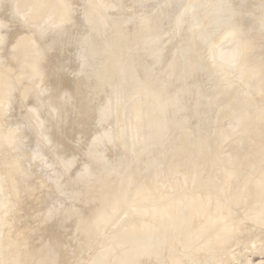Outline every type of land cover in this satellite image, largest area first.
<instances>
[{
  "label": "rangeland",
  "instance_id": "1",
  "mask_svg": "<svg viewBox=\"0 0 264 264\" xmlns=\"http://www.w3.org/2000/svg\"><path fill=\"white\" fill-rule=\"evenodd\" d=\"M0 2V7L3 5L0 9V15L2 14L4 17L0 16V44L7 45L11 36H13L15 38L12 40L11 48L13 50L15 48L20 54H25V56L22 55L20 56L21 58L15 61L8 63L3 61L0 63V84L6 87L3 88L4 93L10 96L9 93L13 92L15 88L18 91L16 95L17 103L13 105L11 99H7L11 103L5 101L3 104V100L0 103L1 112L8 110L6 108L13 105L12 107L10 106V110L3 117L0 115V133L6 137L4 139L3 136H0V257L6 259V264H31L35 263L36 260L38 261L37 258L40 256H44L43 258L46 262L48 261L47 264H92L99 252L113 242V236L111 235L113 228L111 229L109 225L102 228V224H99V222H104V217L100 216L105 212H107V215H111L110 211L114 209L112 210L113 213L115 207L119 206V204L123 213L118 212L120 210L117 207V212L120 215L122 214L119 217L122 219L123 216H127L124 219V225L131 220L130 215H132L135 225L139 224V227L134 226L132 222L129 223L130 225L127 223L126 227L128 228L122 227L121 229L118 228L119 230L117 229L119 232L115 231L117 238L121 236L122 232L121 237H125L127 233L128 235L136 234V231L137 233L140 232V234L142 230L146 232L145 230L149 229L148 226L150 227L151 224L154 227L158 224V227H161L160 230L165 229V223L161 220L162 217H155L152 214L153 212H149L151 211L150 208H146L145 210L147 211L143 210L142 212H140L142 208H138L137 211L139 213L136 210L133 211L137 205L132 200V197L134 196L133 199L135 197L137 199L136 194H138V191H136V188L138 187L139 191H141L139 186L143 190L144 185V188L146 187L144 192L147 190L151 195L154 193H151V190L160 188L159 190H154V196H158L155 194L160 191L159 193L162 192V195L165 194L163 199H168L169 197H174V199L183 198L181 200L187 203H189V200H193L196 196L194 193L198 192L199 196L208 197V202L202 199L198 201H201V204L206 202V205L203 204V207L206 206L202 208L206 209L203 214L207 213V215H210L204 216L202 214L201 217L206 220L202 219L198 217L201 215L202 209H198L195 212L196 214H194V216L198 217H194L195 220H200L194 224L196 229L194 225H189L190 228L193 226L190 229L191 232L188 231V227L185 229L190 234H195L192 238L195 244H193L192 240L191 242L193 243L190 242V245L183 246L187 245L183 241L187 231L180 232V227L174 228V230L177 229L176 232L172 231L174 234L169 231L172 235L167 233L166 229H163L164 231H161H166L164 233L165 236H170L163 237L161 239L163 243L161 240H157L159 244L154 242L156 246L158 245L156 248H159L157 250L159 253L156 251L157 255L150 252L149 254L146 251L147 248L146 250L144 248L143 250L145 251L143 252L139 246H136L137 248L133 246L139 253L136 250L132 253L129 252L133 251V249L128 250L132 254L130 255L131 257H128L133 259V261L131 260L132 264H174L176 258L175 264H264V218L260 217V212L264 213V208L259 207V205L264 207V198L263 201L261 198L260 203L263 202L262 204L257 203L260 198L255 199L256 203L254 199L251 200L250 198L251 203L253 201L254 203L252 204H256L257 211H259L256 215L254 213L256 208H253L251 203L248 204L250 194H252V198L257 197L253 196L255 192V195L259 194L255 187V182H259L264 177V172H262L264 171V165H262L264 164V128H261L264 123V89L261 88V84L264 85V0H68L64 4L66 8L63 6L62 9L65 8L66 11L63 10L66 13L68 11L70 16L65 12H63L64 14L61 13L62 16L57 12L59 14L58 17L50 15L49 9H51L52 5L58 3L59 0H45L44 2L40 0L42 2L41 11H35L34 0H0ZM99 5L102 6L101 9L98 8ZM10 6L11 10H9ZM62 9L61 11H63ZM70 9H77L79 13L76 11L73 15L71 13L73 11ZM27 12L30 14L28 15ZM36 12L38 13L36 14ZM99 14L102 15L101 20L99 19ZM43 15L44 20L42 18ZM53 16L56 17L55 20ZM66 16L72 19H67ZM1 19H4L2 22L5 21L7 23L3 24L4 22L2 23ZM9 21L11 24L16 25L14 27L15 29L17 28V31L19 29L18 32H15V29L8 30L10 24L8 26L7 24ZM12 21L17 24L12 23ZM62 23L65 24L63 25ZM261 23L263 24L261 25ZM60 24L66 28L63 29ZM13 25L9 27L14 28ZM17 26L20 27L18 28ZM3 27L4 29H2ZM53 29L55 32L57 31L56 33H60L57 39L55 37L58 43L57 46H60L56 49L55 46L47 44L49 48L45 43L48 42V39L53 38L47 37V35L54 34ZM48 30H52V33ZM7 32L12 35L9 37ZM137 34H139L140 39L133 40ZM122 36H126L130 40L127 43V48L121 51L123 55L120 53L121 56H119L118 63L115 64V67L110 68L109 83L106 82L103 85V88H107L110 93H107L105 88L106 93H103V88L95 89L92 93L88 91L86 95L82 96L83 98H77L75 92L80 87L89 88L92 84L94 68L98 66L104 69L103 64H105L104 59L106 60L107 54L102 51L103 48L105 49L108 42L114 40V37L119 38ZM240 38L253 40L252 52L244 60L240 58L236 61V58L234 59L235 49H233V45H237V41ZM36 41H40L38 42L39 44ZM40 43H44L43 49L41 47L38 48L39 45L41 46ZM91 48L94 51H101V53L94 56L92 55L94 51L90 50ZM219 48L225 49L223 53L227 50L228 54H224L230 55L229 57L232 59L229 58L228 60L220 52L221 49L219 50ZM40 49L44 52L40 51ZM217 49L219 56L222 53L221 56L224 55L227 58L220 56L219 59L222 60L224 58L226 60L223 59L222 61L230 62V64L226 62H223L225 64H220L222 61L217 59L218 55L217 57L214 55ZM48 50L52 54L49 57L50 59H48V54H46ZM37 51L45 53V56L43 54L42 59H39L40 61L36 59L39 53ZM230 53L234 54L233 57ZM27 55L30 56V60L33 59V64L32 62L30 63V60L26 62V65L23 64L24 57ZM31 56H34L40 64L34 61V57L32 58ZM46 56L47 59L45 58ZM19 59L21 60L19 61ZM44 59L48 61L45 62ZM233 60L236 61V64L231 65L232 62H235ZM41 61L42 64L45 63L46 65H41ZM126 61L131 62V67ZM12 63L14 65L16 63L17 67L12 65ZM34 63H38L36 64L37 67H35ZM126 64H128L127 68ZM61 65L64 66V70H62L63 66ZM253 65H256L257 69L252 73L246 72V68ZM20 66L23 67V70L18 68ZM25 67L31 69L27 68L28 70H24ZM36 68L41 70L38 69L37 71ZM50 69L55 75L54 73L49 75V73H52ZM56 69L61 73L58 74ZM124 69L127 70L125 71L129 76L135 75L129 77ZM122 72H124L126 78L129 77L131 79L127 78L126 80ZM45 73L47 76H51V79L45 76ZM111 74L113 76L115 74V77H111ZM116 75L120 81L116 78ZM120 75L123 76L120 77ZM30 76L33 78L30 79ZM61 76L62 79L60 78ZM43 78H45L44 81ZM63 78L64 80L67 79L65 81H68V83L64 88H61V84L64 81ZM112 79L115 80L113 81ZM54 80L57 83H54ZM58 80L60 83H58ZM46 81H48L47 84H45ZM118 81L123 84L119 85ZM124 82L131 85H125ZM3 85L1 86L3 87ZM8 85L13 87L14 90ZM49 85L51 87L55 85V89L54 87L52 89ZM143 88L144 91L142 90ZM158 91L162 92L159 93ZM31 93H34L32 100H36V103H31L32 100L29 98ZM159 94L161 95L159 96ZM6 96L4 97L7 98ZM35 96H37V99ZM142 96H146L143 101ZM134 97L136 100H134ZM158 97H161L162 101L161 98L158 101ZM163 97L166 98V102ZM151 100L153 101L152 103ZM170 100H173V104ZM160 101L164 102L161 103ZM174 101H177L176 105H174ZM3 105L5 106L3 107ZM7 105L9 106L7 107ZM136 105L141 108L142 115L144 116L145 114L146 117L142 116L143 119L149 120L151 118V121H149L153 125L161 123L159 131H156L154 138L151 136L152 131L149 132V130L143 129L142 131L144 132L141 139L134 144L138 130L132 124L131 114L128 110ZM171 105L174 106L172 107ZM52 108L53 110H51ZM163 110L167 111L165 115L162 114L165 113L162 112ZM39 118L41 119V124ZM46 130L48 131L46 132ZM10 132L11 135H9ZM116 135L119 137L121 135V138ZM242 136H244V139ZM251 137L253 139H250ZM53 139H56L58 144L50 145ZM241 142H243V145ZM65 159H67V162ZM62 160L63 162L65 160L66 164ZM71 160L72 162H70ZM219 169L221 170L219 171ZM249 170H252V172ZM218 171L219 173L222 171V174L220 175ZM260 171L262 175H260ZM255 175H258L256 177H262L261 179L257 178L256 180L258 181L253 180L254 182H252L250 178L252 176V179H255ZM247 178L253 185L252 188H250L252 185L249 186V193L246 189L249 184ZM183 181H188L191 184L185 182L181 186ZM229 181L239 186L234 187ZM131 182L137 183V187ZM208 183L214 184L215 187H213L218 189L217 191L213 188L216 191V195L215 192H210L213 190ZM246 183L248 184L246 185ZM146 184L148 185L146 186ZM152 184L156 185V187L151 186ZM185 184L189 186L185 187ZM123 185L124 188L120 187ZM131 185H133V188ZM157 185L160 187L158 188ZM207 185L209 186L207 187ZM231 185L233 188L230 189ZM205 188H209V190L206 192ZM226 188L229 189V193H227ZM121 189L124 192L120 191ZM131 189H135L134 191L137 193L133 190L131 191ZM208 191L214 193V195ZM245 191L248 193L246 195L248 201L245 198V194H247ZM205 192L209 194L206 195L204 194ZM217 192L220 197H218ZM220 192L222 195L224 193L226 196L229 194L232 198H239H237L238 200L236 199L237 202L230 196V198L222 196V199ZM142 193L141 191V195H143ZM173 193L176 195L173 196ZM115 194L118 199L119 195L121 200L124 198L123 201L125 202L123 204L126 203L124 204L126 207L127 205L129 206L128 203H134L136 205L132 206L134 209L131 211L130 208L132 207H127L130 210L127 212L124 205L122 206L125 210L122 209V201L118 200ZM151 195H149V199ZM211 195L216 200L213 199L212 207H209L208 205L210 204L208 203H210L211 198L209 197ZM109 196L110 199L115 197L112 202ZM154 196H152L154 198V200L151 199L152 202L157 201ZM185 196H188L187 199L184 198ZM243 196L245 198L243 200L247 203L243 200L239 201ZM138 197V200H140L143 196H140L139 193ZM226 198L232 199V201L224 204V208L234 202L233 205H229V207L233 206V209L229 207L222 208V202L228 201ZM103 199L105 200L103 201ZM115 199H117L115 203L120 201L117 205L113 204ZM105 201L111 204L107 206ZM41 202L45 206L42 207ZM135 202L138 201L135 200ZM245 204L246 206L247 204L248 206L251 205L250 209H255V211L248 208L245 209ZM104 205L105 207L100 208ZM213 206L222 208V211L217 208L219 213L221 211L219 218L222 217L223 221L220 219L222 223L217 218L215 219L220 222L221 226L223 225V231L217 229L218 226L211 228V226L214 225L215 227L216 225V220L213 217L219 216V213L217 214L218 210ZM209 208L210 211H208ZM214 208L216 209V212L214 211L215 215L214 213L211 215ZM244 209L247 212H244ZM98 210L102 211V214L97 212ZM252 211L255 215L254 219L250 218V215L254 217ZM99 213L100 215H97ZM106 214L105 216H107ZM257 215L259 219H262L263 223H261V220L259 221L258 217H256ZM96 216L97 219L98 216L101 218H99L100 221L95 218ZM262 217H264V214H262ZM154 218L156 220L153 223L151 219ZM200 218L205 222L208 221V223L211 220L210 223L212 225L207 224L210 227L209 230L207 225L202 224L205 222L201 221ZM93 220L98 222V225L97 223L94 225L92 223ZM157 220H161V222ZM137 221L138 223L136 224ZM141 222L144 223L142 224ZM218 222H216L217 225H219ZM227 223L229 224L227 225ZM231 224H234V228H236L235 225H238L236 229L238 232L234 228H230L233 227ZM132 225L136 231L131 230ZM199 225H201L200 228H202V225L204 226L202 230L208 235L197 234L198 231L196 230ZM204 228H206L207 232ZM128 229H130V234ZM147 233L149 235V232ZM152 241H154V238ZM219 241L220 243L218 244L217 242ZM196 244L198 245L196 246ZM200 244H205L204 246L206 247ZM190 246L194 247L192 252ZM198 246L202 247L199 251L197 250L199 249ZM187 249L190 250L187 251ZM34 250L38 251L37 254L39 255H37V258L35 257L36 255H33L35 257L34 261L30 262V253H33ZM14 251L19 252V254L13 255ZM47 254H49L48 258L46 257ZM138 254H140V257ZM40 259L39 262L41 264L42 258ZM135 260L136 262H134ZM39 262H36V264ZM131 262L129 263L131 264Z\"/></svg>",
  "mask_w": 264,
  "mask_h": 264
},
{
  "label": "bare ground",
  "instance_id": "2",
  "mask_svg": "<svg viewBox=\"0 0 264 264\" xmlns=\"http://www.w3.org/2000/svg\"><path fill=\"white\" fill-rule=\"evenodd\" d=\"M6 1H7V0H6ZM34 1H35V2H34L35 4H34L33 6H35V7H34V8L36 9L35 11L40 10L41 5H42V2H40V0H34ZM42 1L44 2L45 0H42ZM66 1H68V0H59L58 3H55L54 5H52L51 9H49V10H50V13H49V12H48V13H49L50 15H56L57 17H58V15H59L58 13H60V15L64 14L63 12L66 11V9H65L66 6L64 5V4H66ZM30 2H31V1H30ZM53 2H54V1H53ZM0 3H1V2H0ZM98 3H99V2H98ZM100 3H102V2H100ZM2 4H3V3H2ZM5 4H6V3H5ZM9 4H10V3H9ZM43 4H45V3H43ZM102 4H104V3H102ZM253 4H254V3H253ZM0 5H1V4H0ZM6 5H7V4H6ZM100 5H101V4H100ZM100 5L98 6L99 9L102 8V6H100ZM246 5H247V4H246ZM250 5H252V4L250 3ZM2 6H3V5H2ZM2 6L0 7V9L2 8ZM63 6H65V8H63L65 11L62 9ZM69 6H70V5H69ZM3 8H4V7H3ZM69 8H70V7H69ZM73 8H74V7H73ZM98 8H97V9H98ZM246 8H248V7H246ZM250 8H251V7H250ZM61 9H62L63 11H61ZM244 9H245V8H244ZM2 10H4V9H2ZM6 10H7V9H6ZM9 10H11V6H10V9H9ZM70 10H72V9H70ZM40 11H41V10H40ZM40 11H39V12H40ZM72 11H73V12H71V13L74 15V13L77 11V9H74V10H72ZM1 12H2V11H1ZM3 12H4V11H3ZM57 12H58V13H57ZM77 12H78V11H77ZM4 13H6V12H4ZM4 13H3V14H4ZM37 13H38V12H36V14H37ZM61 13H62V14H61ZM65 13H66V12H65ZM68 13H69V12L67 11L66 14H67L68 16H70V14H68ZM78 13H79V12H78ZM6 14H7V13H6ZM6 14H5V15H6ZM9 14H10V13H9ZM13 14H14V13H13ZM27 14L29 15L30 13L27 12ZM40 14H41V12H40ZM40 14H39V15H40ZM66 14H65V15H66ZM11 15H12V14H11ZM24 15H25V14H24ZM46 15H47V14H46ZM65 15H64V16H65ZM0 16H2V14H1ZM13 16H14V15H13ZM62 16H63V15H62ZM2 17H3V16H2ZM2 17H1V18H2ZM53 17H54L53 19L55 20L56 17H55V16H53ZM72 17H73V16H72ZM74 17H75V16H74ZM103 17H104V16H103ZM3 18H4V17H3ZM14 18H17V17H14ZM42 18H43V20H44V15L42 16ZM51 18H52V16H51ZM66 18L69 19V18H71V17H67V16H66ZM66 18H65V19H66ZM101 18H102V15L99 14V19L101 20ZM256 18H257V17H256ZM262 18H263V17H262ZM12 19H13V17H12ZM71 19H72V18H71ZM2 20H4V19H1V22H2ZM262 20H263V19H262ZM14 21H15V20H14ZM14 21H12V23H13ZM19 21H20V20H19ZM60 21H61V20H60ZM231 21H232V20H231ZM253 21H255V20H253ZM3 22H4V23H3ZM3 22H2L3 24L7 23V22H5V21H3ZM15 22H18V21L16 20ZM15 22H14V24H17V23H15ZM22 22H23V21H22ZM47 22H49V21H47ZM47 22H46V23H47ZM263 22H264V20H263ZM52 23H53V22H52ZM55 23H56V22H55ZM70 23H71V22H70ZM9 24H10V25H13V24L10 23V21H9V23L7 24V26H8ZM44 24H45V23H44ZM62 24L64 25L65 23H62ZM231 24H232V22H231ZM262 24H263V23H261V25H262ZM10 25H9V26H10ZM19 25H20V24H19ZM21 25L23 26V24H21ZM45 25H46V24H45ZM50 25H51V24H50ZM53 25H54V24H53ZM63 25L60 24V26H63ZM66 25H68V24H66ZM255 25L258 26L257 24H255ZM4 26H5V25H4ZM9 26H8V28H9L8 30L15 29V27H16V25H13V27L15 26L14 28H10ZM22 26H21V27H22ZM33 26H34V25H33ZM39 26H40V25H39ZM39 26H38V27H39ZM46 26H47V25H46ZM51 26H52V25H51ZM155 26H156V25H155ZM0 27H1V26H0ZM17 27L19 28L20 26H17ZM25 27H26V26H25ZM35 27H36V26H35ZM259 27H260V26H259ZM261 27H262V26H261ZM5 28H6V27H5ZM23 28H24V27H23ZM23 28H22V29H23ZM40 28H41V27H40ZM40 28H39V29H40ZM47 28H48V26H47ZM47 28H46V29H47ZM52 28H53V26H52ZM58 28H59V27H58ZM58 28H57V29H58ZM64 28H66V27L63 26V29H64ZM2 29H4V27H3ZM35 29H37V28H35ZM153 29H155V28H153ZM252 29H253V28H252ZM252 29H251V31H252ZM30 30H32V29H30ZM30 30H28V31H30ZM61 30H62V29H61ZM16 31H17V28L15 29V32H16ZM18 31H19V29H18ZM18 31H17V32H18ZM28 31H27V32H28ZM38 31H39V30H38ZM41 31H42V30H41ZM48 31L52 33V30H48ZM53 31H54V29H53ZM3 32H4V30H3ZM9 32H10V31H9ZM9 32H7L8 35H9ZM15 32H14V33H15ZM20 32H21V31H20ZM24 32H25V31H24ZM46 32H47V31H46ZM56 32H57V31H56ZM56 32L54 31V34L47 35L48 38L53 37V38L48 39V42H45V41H44V42L46 43V45L49 44V46H55V49H56L57 47H60V46H57L58 43H57V41H56V39H57V37H58V34H60V33H56ZM60 32H61V31H60ZM37 33H38V32H37ZM42 33H43V31H42ZM7 34H6V35H7ZM15 34H17V33H15ZM25 34H26V32H25ZM32 34H33V33H32ZM43 34H44V33H43ZM55 34H56V35H55ZM11 35H12V34H11ZM11 35H9V37H10ZM45 35H46V34H45ZM32 36H33V35H32ZM49 36H50V37H49ZM254 36H255V35H254ZM9 37H8V38H9ZM55 37H56V39H55ZM11 38H12V39H11ZM11 38H10L9 42L7 43V45H6V44H0V63H2L3 61H4V62L7 61L6 63H8V62H11V61H15V60L18 59V58H21L20 56H22V55L25 56V54H22V53L20 54L19 51H16L15 48H14V50L11 48V46H12V40H14L15 37L11 36ZM115 38H116V37H114V40H112V41L110 40V41L108 42L107 47H105V49H104V48H103V50L101 49L102 51L106 52V54H107V56H106V60L104 59V63H105V64H103V65H104V69H101L102 67L99 68L98 66H96V67L94 68V78H93L94 80H93L92 84L90 85L89 88H88V87H82V88L80 87V88L75 92V95L77 96V98H81L82 96L86 95L88 91H91V93H92L95 89H96V90L102 89V88H103V85H104L106 82H108V80H110V79H109V77H110V76H109V75H110V74H109V73H110V68L113 67V66L115 67V64L118 63L117 61H118V59H119V56L123 55V54L121 53V51H123V50H125V49L127 48V45H128L127 43H128V41L130 40V39H128V37H126V36H122V37H119V38H116V39H115ZM18 39H19V38H18ZM139 39H140L139 34H137V36H135L133 40H139ZM35 40H36V39H35ZM14 42H15V41H14ZM36 42H37V41H36ZM38 42H40V41H38ZM38 42H37V43H38ZM1 43H2V42H1ZM237 43H238L237 45H235V44L233 45V47H234L233 49H235V51H234L235 53H234V52H232V53H234L235 56H236V57L234 56V59L236 58V61H237L238 59H240V58H241V60H244V59L247 58L248 55H250V53L252 52L253 40H252V39H251V40H248L247 38H240V40L237 41ZM13 44H14V43H13ZM18 44H19V42H18ZM38 44H39V43H38ZM40 44H41V46L39 45L38 48H40V47L42 48V46H43L44 43H43V44L40 43ZM35 45H36V43H35ZM14 46H15V44H14ZM47 46H48V45H47ZM49 46H48V47H49ZM44 47H45V46H44ZM22 48L24 49V47H22ZM49 48H50V47H49ZM42 49H43V48H42ZM42 49H40V51H42ZM52 49H54V48H52ZM220 49H221L220 52H222V53H223V51L225 50L224 48H219V50H220ZM222 49H223V50H222ZM228 49H229V48H228ZM230 49H231V48H230ZM24 50H25V49H24ZM90 50H92V48H91ZM34 51H35V50H34ZM34 51H33V52H34ZM46 51H47V50H46ZM52 51H53V50H52ZM92 51H94V50H92ZM217 51H218V49L216 50V53H214L215 57H217V55L219 54V53H217ZM229 51H230V50H229ZM38 52H39V51H37V53H38ZM42 52H44V51H42ZM218 52H219V51H218ZM230 52H231V51H230ZM39 53H41V52H39ZM39 53L37 54V57H38V58H36V59H38V60H39V59H42L43 54H44V56H45V53H41L40 55H39ZM49 53H50V54H49ZM52 53H53V52H52ZM91 53H92V52H91ZM100 53H101V51H97V50H96V51L93 52L92 55L95 56V55L100 54ZM120 53H121V55H120ZM222 53H220V56L222 55ZM224 53H225V54H228L227 50H226ZM224 53H223V54H224ZM35 54H36V52H35ZM46 54H48V59H50L49 57H51L50 55H52L51 52L48 50V53H46ZM225 54H224V55H225ZM230 54H231V53H230ZM234 54H231L232 57H233ZM53 55H54V54H53ZM102 55H103V53H102ZM224 55L221 56V57H224V58L227 57L228 60H229V58H231V57H229L230 55H229V56H228V55H225L226 57H225ZM240 55H241V56H240ZM220 56L218 55V58H217L218 60H221V59H219ZM31 57L33 58L34 56H31ZM35 57H36V55H35ZM35 57H34V61H36ZM104 57H105V56H104ZM122 57H123V56H122ZM24 58H25V59H24V63H23V64L26 65V62H27L28 60H30V56L27 55V56L24 57ZM45 58L47 59V56H46ZM131 58H132V57H131ZM224 58H223V59H224ZM227 58H226V59H227ZM261 58H262V57H261ZM22 59H23V58H22ZM122 59H124V58H122ZM125 59H126V58H125ZM223 59H222V60H223ZM226 59H224V60H226ZM231 59H232V58H231ZM20 60H21V59H19V61H20ZM51 60H52V59H51ZM129 60H130V59H129ZM215 60H216V59H215ZM218 60H217V61H218ZM222 60H221V61H222ZM32 61H33V59L30 60V63H31ZM39 61H40V60H39ZM39 61H36V62L39 63ZM42 61H43V60H42ZM42 61H41V65L45 66L46 64H45V63L42 64ZM44 61L46 62V61H48V60H45V59H44ZM44 61H43V62H44ZM105 61H106V62H105ZM120 61H121V60H120ZM127 61H128V60H127ZM127 61H126V63H129V65H130L131 62H130V61L127 62ZM230 61H231V60H230ZM233 61H235V60H233ZM236 61H235L234 63L232 62L231 65L236 64ZM17 62H18V61H17ZM17 62H16V63H17ZM21 62H23V61H21ZM28 62H29V61H28ZM51 62H52V61H51ZM223 62H226V63H227V61H222V63L220 62V64H225V63H223ZM16 63H15V65H16ZM18 63H19V62H18ZM38 63H36V64H38ZM84 63H85V62H84ZM119 63H120V62H119ZM133 63H134V62H133ZM218 63H219V61H218ZM10 64H11V63H10ZM27 64H28V63H27ZM32 64H33V62H32ZM34 64H35V63H34ZM36 64H35V67H37ZM39 64H40V63H39ZM44 64H45V65H44ZM113 64H114V65H113ZM227 64H230V62H228ZM12 65H14V63H12ZM15 65H14V66H15ZM29 65H30V64H29ZM53 65H54V64H53ZM101 65H102V64H101ZM101 65H100V66H101ZM127 65H128V64H126V68L128 67ZM56 66H57V65H56ZM61 66H63V65H61ZM61 66H60V68H62ZM117 66H118V64H117ZM229 66H230V65H229ZM15 67H17V65H16ZM29 67H30V66H29ZM32 67H33V65H32ZM47 67H48V66H47ZM130 67H131V65H130ZM130 67H129V68H130ZM132 67H133V65H132ZM18 68H21V69H22L23 67L20 66V67H18ZM27 68H28V67H25L24 70H26ZM40 68L42 69V67H40ZM40 68H38V69L41 70ZM43 68H45V67H43ZM49 68H50V67H49ZM60 68H58V69H60ZM124 68H125V67H124ZM21 69H20V70H21ZM28 69H29V68H28ZM28 69H27V70H28ZM30 69H31V68H30ZM30 69H29V70H30ZM34 69H35V68H34ZM34 69H33V70H34ZM36 69H37V68H36ZM38 69H37V71H38ZM47 69H48V68H47ZM52 69H53V68H52ZM52 69H50V70L52 71ZM122 69H123V68H122ZM130 69H131V68H130ZM132 69H133V68H132ZM246 69H247L246 72H248V73H252V72H254V71L257 69V66H256V65L249 66V67L246 68ZM22 70H23V69H22ZM53 70H54V69H53ZM62 70H64V66H63V69H62ZM117 70H118V68H117ZM117 70H116V71H117ZM119 70H120V69H119ZM125 70H126V69H124V71H125ZM133 70H134V69H133ZM133 70H132V71H133ZM2 71H4V70H2ZM45 71H46V69H45ZM56 71H57V69H56ZM56 71H55V72H56ZM120 71H121V70H120ZM126 71H127V70H126ZM126 71H125V72H126ZM26 72H27V71H26ZM48 72H49V71H48ZM57 72H58V71H57ZM57 72H56V73H57ZM62 72H63V71H62ZM117 72H118V71H117ZM128 72H129V71H128ZM1 73H2V72H1ZM22 73H23V72H22ZM46 73H47V72H46ZM46 73H45V74H46ZM53 73H54V72L52 71V73H49V75H51V74L53 75ZM60 73H61V72H58V74H60ZM115 73H116V72H115ZM122 73L124 74V72H122ZM126 73H127V72H126ZM12 74H13V73H12ZM37 74H38V72H37ZM45 74H44V75H45ZM62 74H63V73H62ZM62 74H61V75H62ZM116 74H117V73H116ZM118 74H119V73H118ZM54 75H55V73H54ZM124 75H125V74H124ZM127 75L129 76L128 73H127ZM133 75H135V74H132L131 76H133ZM9 76H10V75H9ZM32 76H33V75H32ZM32 76H30V79L33 78ZM45 76H47V74H46ZM45 76H44V77H45ZM112 76H113V74H111V77H112ZM122 76H123V75H122ZM122 76L120 75V77H122ZM131 76H129V77H131ZM47 77L51 79V76H47ZM54 77H55V76H54ZM113 77H115V74H114ZM124 77L126 78V75H125ZM124 77H123V79H124ZM129 77H127V78H129ZM37 78H38V77H37ZM45 78H46V77H45ZM45 78H43V81H44ZM56 78H57V77H56ZM56 78H55V79H56ZM60 78L62 79V76H61ZM60 78H59V79H60ZM116 78L120 81V79L117 77V75H116ZM127 78H126V80H127ZM135 78H136V77H135ZM117 79H116V82H117ZM129 79H131V78H129ZM129 79H128V80H129ZM33 80H34V79H33ZM63 80H64V78H63ZM65 80H67V79H65ZM65 80L63 81V83H62V81H61V83H62V84H61V88H64V87L67 85L68 81H65ZM112 80H113V79H112ZM114 80H115V79H114ZM114 80H113V81H114ZM132 80H133V79H132ZM139 80H142V79H139ZM13 81H14V80H13ZM56 81H57V79H56ZM119 81H118V82H119ZM130 81H131V80H130ZM137 81H138V78H137ZM10 82H12V81H10ZM14 82H15V81H14ZM47 82H48V81H46V83H45V82H44V83L47 84ZM50 82H51V81H50ZM125 82H128V81H125ZM125 82H124V83H125ZM141 82H142V81H141ZM141 82H140V84H141ZM15 83H17V82H15ZM54 83H57V82H55V80H54ZM54 83H53V84H54ZM58 83H60L59 80H58ZM108 83H109V82H108ZM119 83H120V82H119ZM138 83H139V82H138ZM12 84H14V83L12 82ZM17 84H18V83H17ZM45 84H44V86H45ZM49 84H50V83H49ZM53 84H52V85H53ZM110 84H111V82H110ZM121 84H123V83H120L119 85H121ZM143 84H144V83H143ZM1 85H3V84H0V103H1L2 100H3L2 103L4 104L5 101H8L7 99H11L13 105H14L15 103H17V102H16V101H17V100H16V95L18 94V91L16 90V88H15V90H14L13 87H11L10 85H8V86H10V87L14 90L13 92H10V91H12V90H11L10 87H8V88H10V89H9V90H10V91H9V92H10V93H9L10 96H9V95H7V94L4 93V89H3V88H6V87H5L4 85H3V87H2ZM6 85H7V84H6ZM56 85H59V84H56ZM115 85H116V84H115ZM119 85H118V86H119ZM125 85H131V84H129V83L126 84V83H125ZM47 86H48V85H47ZM54 86H55V85H54ZM54 86H53V87H54ZM112 86H113V85H112ZM142 86H143V85H142ZM144 86H145V85H144ZM16 87H17V86H16ZM49 87H51V86L49 85ZM53 87H51V88L53 89ZM56 87H57V86H56ZM121 87H122V86H121ZM126 87H127V86H126ZM137 87H138V86H137ZM137 87H136V88H137ZM39 88H40V87H39ZM51 88H50V89H51ZM104 88H105V87H104ZM104 88H103V89H104ZM110 88H111V85H110ZM116 88H117V87H116ZM146 88H147V87H146ZM261 88L264 89V85H263V84H261ZM54 89H55V87H54ZM105 89L107 90V91H106L107 93H110V92H108L109 90H108L107 88H105ZM105 89L103 90L104 92L102 91L103 93H106V92H105ZM112 89H113V87H112ZM139 89H140V87H139ZM7 90H8V89H7ZM113 90H114V89H113ZM113 90H112V91H113ZM119 90H120V88H119ZM121 90H122V89H121ZM136 90H137V89H136ZM142 90L144 91V88H143ZM142 90H141V91H142ZM147 90H148V88H147ZM16 91H17V93H16ZM29 91H30V90H29ZM33 91H34V90H33ZM33 91H32V92H33ZM116 91H117V90H116ZM116 91H115V92H116ZM153 91H154V90H153ZM156 91H157V90H156ZM14 92H15V93H14ZM42 92H43V91H42ZM52 92H53V90H52ZM63 92H64V91H63ZM98 92H99V91H98ZM149 92H150V90H149ZM158 92H159V91H158ZM158 92H157V93H158ZM161 92H162V91H160L159 93H161ZM48 93H49V92H48ZM64 93H65V92H64ZM100 93H101V92H100ZM113 93H114V92H113ZM116 93H117V92H116ZM136 93H137V92H136ZM142 93H143V92H142ZM153 93L155 94V92H153ZM3 94H5L4 96L7 95V96H6L7 98H5V97L3 96ZM26 94H27V93H26ZM28 94H29V92H28ZM33 94H34V93H31V94H30L31 97H29V98H31V100H32V95H33ZM96 94H98V93H96ZM52 95H53V94H52ZM54 95H55V94H54ZM56 95H57V94H56ZM142 95H143V94H142ZM144 95H145V94H144ZM160 95H161V94H159V96H160ZM19 96H20V95H19ZM135 96H136V95H135ZM137 96H138V95H137ZM152 96H153V95H152ZM2 97H4L5 100H4V98L2 99ZM9 97H10V98H9ZM17 97H18V96H17ZM27 97H28V96H27ZM33 97H34V96H33ZM35 97H36V99H37V96H35ZM54 97H55V96H54ZM144 97H146V96H144ZM144 97L142 96V101H143V98H144ZM164 97H165V96H164ZM164 97H163V99H164L165 102H166V98H164ZM82 98H83V97H82ZM137 98H138V97H137ZM149 98H150V97H149ZM149 98H148V99H149ZM154 98H155V97H154ZM158 98H159V97H158ZM160 98H161V97H160ZM160 98L158 99V101L160 100ZM170 98H172V97H170ZM170 98H169V99H170ZM18 99H19V97H18ZM34 99H35V98H34ZM39 99H40V98H39ZM151 99L153 100V98H151ZM27 100H28V99H27ZM31 100H30V101H31ZM61 100H62V98H61ZM132 100H133V99H132ZM132 100H131V101H132ZM134 100H136L135 97H134ZM138 100H139V98H138ZM149 100H150V99H149ZM152 100H151V103L153 102ZM175 100H176V99H175ZM30 101H29V103H30ZM58 101H60V99H58ZM146 101H147V99H146ZM161 101H162V98H161ZM161 101H160V102H161ZM172 101H173V100H170V102L173 104ZM8 102H10V101H8ZM27 102H28V101H27ZM33 102L36 103V100H35V101L32 100L31 103H33ZM134 102H136V101H134ZM144 102H145V101H144ZM163 102H164V101H163ZM163 102H161V103H163ZM167 102H168V100H167ZM174 102H175V101H174ZM176 102H177V101H176ZM176 102H175L174 105L177 104ZM10 103H11V102H10ZM10 103H9V104H10ZM29 103H28V104H29ZM51 103H52V102H51ZM51 103H50V104H51ZM54 103H55V102H54ZM54 103H53V105H54ZM56 103H57V102H56ZM142 103H143V102H142ZM156 103H157V102H156ZM158 103H159V102H158ZM168 103H169V102H168ZM130 104H131V103H130ZM13 105H12V106H13ZM35 105H36V104H35ZM53 105H52V106H53ZM64 105H65V104H64ZM133 105H134V103H133ZM169 105H170V104H169ZM169 105H166V106H169ZM174 105H173V106H174ZM4 106H5V105H3V107H4ZM8 106H9V105H7V107H8ZM10 106H11V105H10ZM10 106H9V108H6V109H8V110H4V111H2V112L0 111V115H2V117L4 116V114H5L7 111L10 110V108L12 107V106H11V107H10ZM25 106H26V105H25ZM30 106H31V105H30ZM30 106H28V107H30ZM54 106H55V105H54ZM78 106H79V105H78ZM83 106H85V105H83ZM90 106H91V105H90ZM129 106H130V105H129ZM141 106H142V105H141ZM151 106H152V105H151ZM171 106H172V105H171ZM173 106H172V107H173ZM1 107H2V106H1ZM41 107H42V106H41ZM50 107H51V106H50ZM50 107H49V108H50ZM172 107H171V108H172ZM57 108H58V107H57ZM57 108H56V109H57ZM79 108H80V107H79ZM148 108H149V106H148ZM151 108H152V107H151ZM151 108H150V109H151ZM163 108H164V107H163ZM169 108H170V107H169ZM174 108H175V107H174ZM3 109H4V108H3ZM44 109H45V108H44ZM59 109H60V108H59ZM140 109H141V108H139V106L136 105V106H134V107H133V106L130 107L129 110H128V112L131 114V122H132V124H133L134 126H136V128H137V130H138V135H137V138H136L134 144L138 143V141L141 139L142 133L144 132V131H142L143 129H144V130L147 129V130H149V132L152 131V132H151V136H153V138H154L155 134L157 133L156 131H159V128H160L159 125H160V123H161V122H160L159 124H154V125H153V124L150 123V121H151L150 119H151V118L149 119L150 121H149L148 119H143V117L145 116V114H144V116H143V115H142L143 113H141V110H140ZM166 109H168V108H166ZM51 110H53V108H52ZM158 110H159V109H158ZM169 110H170V109H169ZM27 112H28V111H27ZM54 112H55V111H54ZM144 112H145V111H144ZM155 112H156V109H155ZM162 112H165V113H162V114L165 115L167 111H164V110H163ZM168 112H169V111H168ZM29 113H30V112H29ZM29 113H27V114H29ZM58 113H59V112H58ZM56 114H57V113H56ZM153 114H154V112H153ZM162 114H161V115H162ZM57 115H58V114H57ZM62 116H63V113H62ZM65 116H66V115H65ZM142 116H143V117H142ZM162 116H163V115H162ZM162 116H161V117H162ZM0 117H1V116H0ZM29 117H30V116H29ZM36 117H37V116H36ZM54 117L56 118V116H54ZM58 117H59V116H58ZM66 117H67V116H66ZM145 117H146V116H145ZM145 117H144V118H145ZM149 117H150V116H149ZM152 117H153V115H152ZM163 117H165V116H163ZM0 119H1V118H0ZM39 119H40V118H39ZM153 119H154V118H153ZM161 119H162V118H161ZM44 120H45V119H44ZM57 120H58V119H57ZM40 121H41V119L39 120V122H40ZM60 121H62V120L60 119ZM60 121H59V122H60ZM158 121H159V120H158ZM246 122H247V121H246ZM47 123H48V122H47ZM152 123H153V122H152ZM32 124H33V123H32ZM34 124H35V123H34ZM40 124H41V122H40ZM252 124H253V123H252ZM256 124H257V123H256ZM42 125H43V124H42ZM48 125H49V124H48ZM261 125H262V124H261ZM56 126H57V125H56ZM56 126H54V127H56ZM252 126H253V125H252ZM263 126H264V123H263ZM263 126H262V127L260 126V127L263 129V128H264ZM52 127H53V126H52ZM248 127H249V126H248ZM258 127H259V126H258ZM41 128H42V127H41ZM41 128H40V129H41ZM46 128H47V127H46ZM255 128H256V127H255ZM261 128H260V129H261ZM37 129H38V128H37ZM53 129H54V128H53ZM53 129H52V130H53ZM246 129H247V128H246ZM246 129H244V130H246ZM253 129H254V128H253ZM260 129H259V130H260ZM42 130H43V128H42ZM35 131H36V130H35ZM39 131H40V130H39ZM47 131H48V130H46V132H47ZM53 131H54V130H53ZM241 131H242V130H241ZM241 131H240V132H241ZM251 131H253V130H251ZM261 131H262V130H261ZM246 132H247V131H246ZM40 133H41V131H40ZM42 133H43V132H42ZM102 133H103V132H102ZM104 133H105V131H104ZM243 133H245V132H243ZM250 133H251V132H250ZM105 134H106V133H105ZM116 134H117V133H116ZM9 135H11V132L9 133ZM39 135H40V134H39ZM45 135H46V134H45ZM106 135H107V134H106ZM228 135H229V133H228ZM240 135H241V134H240ZM249 135H250V134H249ZM0 136H3V138L6 139V137H5L4 135H2V133H0ZM7 136H8V134H7ZM41 136H42V135H41ZM48 136H50V135H48ZM102 136H103V135H102ZM102 136H101V137H102ZM114 136H115V133H114ZM116 136H117V135H116ZM244 136H245V134H244ZM244 136H242L243 139H244ZM106 137H107V136H106ZM108 137H109V135H108ZM117 137H118V138H121V135H120V137H119V136H117ZM117 137H116V138H117ZM122 137H123V136H122ZM242 137H241V138H242ZM245 137H246V136H245ZM249 137H250V136H249ZM253 137H255V136H253ZM253 137H251L250 139H253ZM113 138H114V137H113ZM116 138H115V139H116ZM237 138H238V137H237ZM255 138H257V137H255ZM255 138H254V139H255ZM259 138H260V137H259ZM50 139H51V138H50ZM107 139H108V138H107ZM239 139H240V138H239ZM110 140H112V139H110ZM118 140H119V139H118ZM122 140H123V139H122ZM248 140H249V139H248ZM239 141H240V140H239ZM249 141H250V140H249ZM249 141H248V142H249ZM254 141H256V140H254ZM44 142H45V141H44ZM52 142H53V143H52ZM113 142H114V141H113ZM116 142H117V141H116ZM237 142H238V140H237ZM257 142H258V141H257ZM231 143H232V142H231ZM241 143H242V145H243V142H241ZM245 143H246V142H245ZM249 143H250V142H249ZM255 143H256V142H255ZM259 143H260V142H259ZM53 144H58V142H57L56 139H53V141L51 140V144H50V145H53ZM263 144H264V143H263ZM263 144L261 143V145H263ZM121 145H122V144H121ZM246 145H247V143H246ZM249 145H250V144H249ZM54 146H55V145H54ZM254 146H255V145H254ZM254 146H253V147H254ZM258 146H259V144H258ZM263 146H264V145H263ZM55 147H56V146H55ZM207 148H208V147H207ZM234 148H235V147H234ZM241 148H243V147H241ZM244 148H245V147H244ZM246 148H247V147H246ZM255 148H256V146H255ZM49 149H50V148H49ZM256 149H257V148H256ZM262 149H263V148H262ZM231 150H232V149H231ZM250 150H251V149H250ZM258 150H259V149H258ZM260 150H261V149H260ZM46 151H47V150H46ZM49 152H51V151H49ZM207 152H208V151H207ZM249 152H250V151H249ZM262 152H263V151H262ZM260 153H261V152H260ZM252 154H253V153H252ZM205 155H206V154H205ZM51 157H52V156H51ZM204 157H205V156H204ZM227 157H229V156H227ZM202 158H203V157H202ZM51 159H52V158H51ZM226 159H227V158H226ZM226 159H225V160H226ZM65 160H66V162H67V159H65ZM65 160H64V162H63V160H62V162L65 163ZM69 160H70V159H69ZM69 160H68V162H69ZM208 160H209V159H208ZM208 160H206V161H208ZM228 160H229V158H228ZM230 161H231V160H230ZM260 161H261V160H260ZM70 162H72V160H71ZM227 163H228V162H227ZM237 163H239V162L237 161ZM237 163H236V164H237ZM65 164H66V163H65ZM225 164H226V161H225ZM228 164H229V163H228ZM67 165H68V164H67ZM230 165H231V164H230ZM262 165H264V164H262ZM63 166H64V165H63ZM224 166H225V165H224ZM226 166H227V165H226ZM226 166H225V167H226ZM244 166H245V165H244ZM255 166H256V165H255ZM225 167H224V169H225ZM227 167H228V166H227ZM230 167H231V166H230ZM258 167H259V165H258ZM244 168H245V167H244ZM227 169H228V168H227ZM235 169H236V167H235ZM256 169H257V166H256ZM260 169H262V167H260ZM220 170H221V169H219V171H220ZM245 170H246V169H245ZM262 170H263V169H262ZM219 171H218V173H219ZM228 171H229V170H228ZM231 171L233 172V170H231ZM231 171H230V173H231ZM243 171H244V170H243ZM249 171H250V170H249ZM221 172H222V171H221ZM221 172L219 173L220 175L222 174ZM235 172H236V170H235ZM250 172H252V170H251ZM257 172H258V171H257ZM257 172H256V173H257ZM260 172H261V171H260ZM262 172H264V171H262ZM262 172H261V174H260V173H259V174L262 175ZM224 173H225V170H224ZM227 173H228V172H227ZM227 173H226V174H227ZM228 174H229V173H228ZM233 174H234V173H233ZM257 174H258V173H257ZM197 175H198V174H197ZM229 175H230V174H229ZM229 175H228V177H229ZM231 175H232V174H231ZM242 175H244V174L242 173ZM263 175H264V173H263ZM193 176H194V175H193ZM232 176H233V175H232ZM239 176H240V174H239ZM256 176H258V175H255L254 177H256ZM241 177H242V176H241ZM249 177H250V176H249ZM261 177H262V176H260V177H256L255 179H252L253 177L251 176L250 179L252 180V182H254V181H258V180H256L257 178L261 179ZM184 178H185V177H184ZM197 178H198V177H197ZM223 178H224V177H223ZM262 178H263V179H262V180H259V182H255V185H256V186L254 185V186L256 187V189H257V192H258L259 194H261V195H259L258 193H257L258 195H255L256 192H255V194H254V192L251 191V192L254 194L253 196H257V197H253V198H252V196H251L252 194H250V196H249V198H248L249 200H250V198H251V200H252V199L255 200L256 198H257V199L260 198V201L257 200V203L259 202L258 204H262L263 202L260 203V202H261V198H262V201H263V198H264V196H263V195H264V177H262ZM190 179H191V178H190ZM247 179H248L247 181L249 182V184L246 183V185L248 184V185H247L248 188H247V186H246V189L248 190V189H249V186H251L252 184H251V182L249 181V178H247ZM185 180H186V179H185ZM191 180H192V179H191ZM229 180H230V179H229ZM253 180H254V181H253ZM130 181H131V180H130ZM245 181H246V180H245ZM185 182H188V181H183V182L181 183V186H182V184L185 183ZM196 182H197V181H196ZM222 182H223V181H222ZM224 182H225V181H224ZM229 182H230V181H229ZM229 182H228V183H229ZM131 183H132V182H131ZM131 183H130V184H131ZM133 183L135 184V182H133ZM133 183H132V184H133ZM188 183H189V182H188ZM188 183H187V184H188ZM197 183H198V182H197ZM203 183H204V182H203ZM212 183H213V182H212ZM230 183L232 184L233 182H230ZM230 183H229V184H230ZM244 183H245V182H244ZM127 184H129V183H127ZM136 184H137V183H136ZM136 184H135L134 186H136ZM139 184H140V183H139ZM154 184H155V183H154ZM187 184H185V187H188V186H189V185H187ZM189 184H191V183H189ZM208 184L211 185V183H208ZM225 184H226V183H225ZM229 184H228V185H229ZM236 184H237V183H236ZM124 185H125V184H124ZM124 185H123V186H120V187H123V188H124ZM140 185H141V184H140ZM142 185H144V184H142ZM147 185H148V184H146V186H147ZM160 185L162 186V184H160ZM179 185H180V184H179ZM198 185H199V184H198ZM205 185H206V183H205ZM222 185H223V184H222ZM232 185H233L234 187H235V186L237 187L238 184L235 185V183H234V184H232ZM232 185H231V186H232ZM241 185H242V184H241ZM128 186H129V185H128ZM131 186H132V188H133V185H131ZM138 186H139V185H138ZM144 186H145V185H144ZM144 186H143V190H142V187L139 186V188H141L140 190L143 192V193H142L143 195H141V191H139L138 187L136 186V187H137V188H136V189H137L136 191H138V194L140 193V196H143V197H141L140 200H138V199H139L138 194H136V195H137V199H135L136 197L133 199L134 196L131 194V195L133 196V197H132V200H133L134 203H136V205H137V206H136L134 203H128L129 206L127 205V207H129V208L132 207L133 205L136 206V207L133 206V207L136 208V209H134L133 207L130 208L131 211H132V209H134L133 211H135V210L137 211L138 208H142V210L140 211V212H142L143 210H144V211H147V210H145L146 208H150L151 211H149V212H153L152 214H154L155 217H156V216H157V217H160V218L162 217L161 220H163V223H165L164 225H165V227H166L165 229H166L167 233H169V231H170V233H171L172 231L176 232L177 229L174 230L175 227H176V228H177V227H180V229H181V230H179L180 232H181V231H187V230H185V229L188 227V231L191 232L190 229H191L193 226L190 228L189 225H190V226H191V225H194V224H196V222L198 223V222L200 221L199 219H198V221L195 220L194 217H197V216H194V214H196L195 212H197L198 209L201 210L202 208L206 207V206L203 207V204L206 203V202L204 203L203 201H207V202H208V197H207V198H206V197L203 198L202 195L199 196L200 194H198V192H196V193H194L196 196L193 194V196H195V197L193 198V200H191V201L189 200V201H188L189 203L184 202V200H181V199H183V198H181V199H180V198H179V199H177V198L174 199V197H173V198H170V197H169L170 199H169V198H168V199H167V198H166V199H163V198H165V197H164L165 194L162 195V192L159 193L160 191H159V192L157 191V190L160 189V188H159L160 186L158 187V185H157V187L159 188V189H157V188H155L156 185H153V184L151 185V186H153V187L155 186L154 188L157 189L156 191L158 192V194H157V192H156L155 195H158V196H154V193H155L154 190H155V189H154V190H151V193L154 192V193H152L153 195H151L147 190H146L147 192H146V191L144 192V190H145V188H146V187L144 188ZM149 186H150V184H149ZM149 186H148V188H150ZM208 186H209V185H207V187H208ZM211 186H212L211 188H212L213 191H210V192H215V195H216V191L214 190V189H216V188H214L215 185L212 184ZM213 186H214V187H213ZM231 186L229 187L230 189L233 188V186H232V187H231ZM238 186H239V185H238ZM244 186H245V185H244ZM179 187H180V186H179ZM220 187H221V186H220ZM223 187H224V186H223ZM227 187H228V186H227ZM241 187L243 188V186H241ZM252 187H253V185H252L250 188H252ZM105 188H106V187H105ZM123 188H122V189H123ZM151 188H152V187H151ZM182 188H183V187H182ZM182 188H181V189H182ZM213 188H214V189H213ZM122 189H121L120 191L124 192L123 190H125V189H123V190H122ZM152 189H153V188H152ZM161 189H162V187H161ZM183 189H186V188H183ZM183 189H182V190H183ZM205 189H206V188H205ZM226 189H227V188H226ZM254 189H255V188H254ZM254 189H253V191H255ZM129 190H130V189H129ZM132 190L134 191L135 189H131V191H132ZM207 190H209V188L206 189V192H207ZM216 190L218 191V189H216ZM224 190H225V189H224ZM224 190H223V191H224ZM136 191H134V192H136ZM180 191H181V190H180ZM225 191H226V190H225ZM227 191H228L227 193H229V189H227ZM231 191H232V190H231ZM231 191H230V192H231ZM249 191H250V190H248V193H249ZM126 192H127V190H126ZM126 192H125V193H126ZM129 192H130V191H129ZM129 192H128V193H129ZM134 192H132V193H134ZM183 192H184V191H183ZM203 192H204V191H203ZM206 192L204 193V194H206V195H208V194L210 193L209 191H208V192H209L208 194H207ZM221 192H222V191H221ZM221 192H220V194H221ZM245 192H246V191H245ZM251 192H250V193H251ZM108 193H109V192H108ZM130 193H131V192H130ZM136 193H137V192H136ZM163 193H164V192H163ZM171 193H172V192H171ZM184 193H185V192H184ZM201 193H202V192H201ZM227 193H226V194H227ZM246 193H247V192H246ZM248 193L245 194V198H246V195H248ZM116 194H117V193H116ZM116 194H115V197L118 199V197L116 196ZM126 194H127V193H126ZM160 194H161V195H160ZM169 194H170V193H169ZM178 194H179V193H178ZM210 194H213V195H214V193H210ZM117 195H118V194H117ZM129 195H130V194H129ZM149 195H151V196H150V197H151L150 199H149ZM175 195H176V194H175ZM175 195H174V193H173V196H175ZM206 195H205V196H206ZM217 195H218V197H220V195H219L218 192H217ZM113 196H114V195H113ZM152 196L156 197V200H157L156 202H155V201H154V202L151 201V199L154 200V198H152ZM167 196H168V194H167ZM181 196H182V195H181ZM198 196L201 197V198H199ZM222 196L225 197L226 195H224V193H223V195L221 194V198L223 199ZM229 196H230V195L228 194V196H226V197L230 198L231 196H230V197H229ZM237 196H238V195H237ZM258 196H259V197H258ZM260 196H263V197H260ZM115 197H112V199L115 198ZM129 197H130V196H129ZM176 197H177V196H176ZM179 197H180V196H179ZM187 197H188V196H185L184 198L187 199ZM241 197H242V196H241ZM247 197H248V196H247ZM120 198H121V197H120V195H119V199H118V200L122 201V202H121V208H122V207H123L122 205H124V204H126V203L123 204V202H125V201H123L124 198H123L122 200H121ZM130 198H131V197H130ZM209 198H211L210 203H208V204H210V205H208V204H207V205L210 207L211 204H212V201H214V200H216V199H214V197H212V195H211ZM228 198H226L228 201H226V199H224L226 202H222V203H223L222 208H224V204L229 203V201H232V199H234V200L237 202V200H238L237 198H239V197H236V198H232V197H231L232 199H228ZM245 198H244V196H243V198H240L239 201H240V200H243V199H245ZM105 199H106V201H107V198H106V197H105ZM105 199H103V201H104ZM109 199H110V196H109ZM109 199H108V200H109ZM112 199H110L111 202H112ZM117 199L114 200V203H113V204H116V205H117V203L120 202V201H118V202L115 203V201H116ZM199 199H202V200H203V201H202L203 204H201V201H200V202L198 201ZM204 199H205V200H204ZM206 199H207V200H206ZM213 199H214V200H213ZM218 199L220 200V198H218ZM236 199H237V200H236ZM246 199H247V198H246ZM248 199H247V201H248ZM41 200H42V199H41ZM41 200H40V201H41ZM125 200H127V199H125ZM135 200H137L138 202H135ZM219 200H218V201H219ZM234 200H233V201H234ZM251 200L248 201V204L251 203ZM34 201H36V199H34ZM37 201H38V200H37ZM106 201H105L106 205L109 206V204H111V203H110V202H106ZM133 201H132V202H133ZM221 201H222V200H221ZM243 201H244V200H243ZM38 202H39V201H38ZM216 202H217V201H216ZM216 202H215V204H216ZM219 202H220V201H219ZM244 202H245V201H244ZM254 202L256 203V200H255ZM254 202L252 201V203H254ZM42 203H43V202H41L40 204H42ZM105 203H104V204H105ZM233 203H234V202H231V204H228V206L226 205L225 208H226V207H229V205H233ZM245 203H247V202H245ZM252 203H251V204H252ZM40 204H39V205H40ZM44 204H45V203H44ZM113 204H112V205H113ZM220 204H221V203H220ZM237 204H238V203H237ZM248 204H247V206H246V204H245V206H246V207H244L245 209H247V208L250 209L251 205L248 206ZM205 205H206V204H205ZM216 205H217V204H216ZM254 205H255V207H254ZM254 205L252 204V207H253V208H256V212H254L255 215H256V213H258L259 211H257L256 204H254ZM36 206H37V205H36ZM43 206H45V205L42 204V207H43ZM119 206H120V204H119ZM119 206H117V207H119ZM124 206H125L126 210L124 209V207H123L122 209H124L125 211L128 212L129 208L127 209L126 205H124ZM219 206H220V205H219ZM32 207H33V206H32ZM103 207H105V205L102 206V207H100V208H103ZM117 207H115V211H113V213H112V210H114V209H112V210L110 211V212H111V215L109 214L110 216L106 214L107 212L103 213V214H104V215H103V214H102V211H99V210L97 211V212H101V214L103 215V216L101 215L100 217H104V222H102V223L99 222V224H102L101 227L104 228V227H106V226L109 225L111 229L113 228L112 231H111V232H112L111 235L113 236V237H112V241H113V242H112L111 245H109L108 247L104 248L102 251L99 252V254H98L97 257L94 259V261L92 262V264H130L129 262H131V260L133 261V259H132V258H131V259L128 258V257H131L130 255H132V254H130L129 252H131V253L134 252V251L136 250V249H134V247L137 248L138 246H139L140 249L142 248V251H143V252H144V251L146 250V248H147L146 251H148V253L150 252V253H152V254L155 255V254H156V251L159 249V248H158V249L156 248V247H158V245L156 246V244H155V243H157V240L159 241V240H161L163 237L165 238L166 236H170V235H172V234L169 233L170 235H166V236H165L164 233H165L166 231L163 232L165 229L163 228L164 230L161 229V230H163V231H161V230H160L161 227L159 228V227H158V226H159L158 224H157V226H156L157 228L154 227V226L151 224V223H152L151 220H152L153 223H154V220H156L155 218H154V219H151V220H150L151 223H149V224H151V226H153L152 228H151V226H150V227L148 226L149 229L145 230L146 232H143V230H142V233H144V234H142V233L140 234V232L137 233V231L133 229V228H135L134 226H136V225H135V223H134L135 220L133 219L132 215H130V216H131V217H130L131 220L127 221V222L125 223V225H124V219H125V217H127V216L124 214L125 217L123 216L122 219H121L119 216H122L123 213L121 212V209H120V207H119L118 209H119L120 211H118V212L122 213V214L120 215V213H118L117 210H116ZM211 207H212V206H211ZM213 207H215V206H213ZM259 207L264 208V207H262L261 205H259ZM40 208H41V207H40ZM46 208H47V207H46ZM207 208H208V207H207ZM215 208H216V207H215ZM215 208H214V210H212L213 212H211V215H212V213H214V211L216 212V209L218 208V206H217L216 209H215ZM222 208L219 207L218 209L221 210ZM225 208H224V209H225ZM229 208H230V209H233V206H230ZM31 209H32V208H31ZM36 209H37V208H36ZM104 209H105V208H104ZM104 209H103V210H104ZM218 209H217V210H218ZM224 209H223V210H224ZM245 209H244V210H245ZM251 209H252V208H251ZM251 209H250V210H251ZM29 210H30V209H29ZM29 210H28V211H29ZM32 210H33V209H32ZM101 210H102V209H101ZM106 210H107V209H106ZM130 210H129V211H130ZM205 210H206V209H202V211H201V215L198 216V217H201L202 214H203V212H204ZM207 210H208V209H207ZM219 210L217 211V214L219 213ZM252 210L255 211V209H252ZM258 210H259V209H258ZM260 210H261V209H260ZM263 210H264V209H263ZM263 210H262V212H263ZM95 211H96V210H95ZM122 211H123V210H122ZM125 211H124V212H125ZM208 211H210V208H209ZM208 211H207V212H208ZM221 211H222V210H221ZM221 211H220V213H221ZM226 211H227V210H226ZM253 211H252V213H253ZM97 212H96V213H97ZM103 212H104V211H103ZM110 212H109V213H110ZM114 212H116V213L119 214V215H117V214L114 213ZM137 212H138V211H137ZM137 212H136V213H137ZM231 212H232V211H231ZM244 212H247V211L245 210ZM25 213H26V212H25ZM134 213H135V212H134ZM134 213H133V214H134ZM138 213H139V212H138ZM147 213H148V212H147ZM208 213H209V212H208ZM220 213L218 214L219 216H217V217H213L214 220H216L215 218H217V220H220V219L222 218V217L219 218V217H220ZM254 213H253V215H254ZM105 214H106L107 216H105ZM112 214H114V215L112 216ZM126 214H127V213H126ZM128 214H129V213H128ZM130 214H131V212H130ZM142 214H143V213H142ZM149 214H150V213H149ZM260 214H261L260 217H261V218H264V217H262V214H264V213H261V212H260ZM95 215H96V214H95ZM97 215H100V213L97 214ZM145 215H146V214H145ZM203 215L205 216V215H207V213H204ZM208 215H210V214H208ZM208 215H207V216H208ZM214 215H215V213H214ZM247 215H248V214H247ZM249 215H250V214H249ZM255 215H254V217H253L252 215H250V218L252 217V218L254 219V218H255ZM258 215H259V214H258ZM258 215H257L256 217H258V219H259V216H258ZM25 216H26V215H25ZM116 216L119 217V220H118V217H116ZM143 216H144V215H143ZM149 216H150V215H149ZM230 216H232V215L230 214ZM100 217L98 216V219H97V216H96L95 218H96L98 221H100V220H99ZM147 217H148V216H147ZM151 217H154V216H151ZM151 217H150V218H151ZM198 217H197V218H198ZM95 218H94V220H95ZM141 218H142V217H141ZM197 218H196V219H197ZM201 218H202V217H201ZM201 218H200V219H201ZM213 218H212V219H213ZM240 218H241V217H240ZM261 218L259 219V221L261 220V223H263V221H262ZM0 219H1V218H0ZM11 219H12V218H11ZM100 219H101V218H100ZM142 219H143V218H142ZM202 219H205V218L203 217ZM202 219H201V221H204V220H202ZM224 219L228 220L227 218H224ZM232 219H233V218H232ZM248 219H249V216H248ZM253 219H252V220H253ZM256 219H257V218H256ZM256 219H255V220H256ZM91 220H92V219H91ZM94 220H93L92 223H93L94 225L97 223V225H98V222H96V221H94ZM102 220H103V218H102ZM136 220H138V219L136 218ZM147 220H148V219H147ZM161 220H157V221H160V222H161ZM205 220H206V219H205ZM217 220H216V222H218ZM221 220H222V219H221ZM221 220H220V222H221ZM250 220H251V219H250ZM141 221H142V220H141ZM145 221H146V220H145ZM210 221H211V220H209V223H208V221H206V222L204 221L206 224H205V223H202V224H203V225L211 224ZM222 221H223V220H222ZM94 222H95V223H94ZM130 222H132V224L134 223V226H133V225H132L133 227L131 226V228H132L131 230L136 231V234L134 233L133 235H128V233H127V235H126V234L124 233V235H126V236H125V237H124V236L121 237L122 234H123V232H122V233L120 234L121 236H119V238H117V237H116L117 235L115 234V231H116V232H119L118 230L121 229L122 227H123V228H128V227H126V225H128ZM147 222H148V221H147ZM155 222H156V221H155ZM213 222H214V221H213ZM213 222H212V223H213ZM216 222H215V224H216L215 227H214V225L211 226L212 224L210 225L211 228H216V226H218L217 229H221V231H223V229H222V226H223V225L221 226V225H220V222H218V224L220 225V226H219V225H217ZM127 223H128V224H127ZM137 223H138V221L136 222V224H137ZM139 223H140V222H139ZM141 223H142V222H141ZM143 223H144V222H143ZM143 223H142V224H143ZM163 223H162V224H163ZM221 223H222V222H221ZM233 223H234V221H233ZM149 224H148V225H149ZM200 224H201V222H200ZM213 224H214V223H213ZM228 224H229V223H227V225H228ZM238 224H239V223H238ZM129 225H130V224H129ZM138 225H139V224H137L136 227H139ZM203 225H202V228L204 227ZM232 225H233V227H230V228H234V224H231V226H232ZM262 225H263V224H262ZM146 226H147V225H146ZM146 226H145V227H146ZM196 226H198V225H196ZM200 226H201V225H199V228H200ZM207 226H208V225H207ZM237 226H238V225H235V227H236V228H234L235 231H236V229L238 228ZM129 227H130V226H129ZM143 227H144V226H143ZM145 227H144V228H145ZM163 227H164V226H163ZM219 227H221V228H219ZM224 227H225V226H224ZM118 228H119V229H118ZM146 228H147V227H146ZM194 228H195V225H194ZM199 228L197 227V230H196V231H198L197 234H199V235H200V233H202L201 235H206V234H207V233L205 234V232L202 230V228H200V230H198ZM117 229H118V230H117ZM137 229H138V228H137ZM141 229H143V228H141ZM141 229H140V230H141ZM178 229H179V228H178ZM195 229H196V228H195ZM195 229H193V230H195ZM209 229H210V227L208 226V230H209ZM224 229H225V228H224ZM140 230H139V231H140ZM148 230H149V231H148ZM204 230L207 232L206 228H204ZM227 230H228V229H227ZM128 231H129V234H130V229H128ZM188 231H187V234H185L184 239H183L184 244H187V245H183V243H182V245H183L184 247H185V246H188V244L193 240L192 238H193L194 235H195V234H190ZM201 231H202V232H201ZM211 231H212V230H211ZM231 231H232V230H231ZM147 232H149V235H150L151 239H150L149 235H147V234H148ZM194 232H195V231H194ZM225 232H226V231H225ZM236 232H238V230H237ZM131 233H132V231H131ZM145 233H146V234H145ZM172 233H173V232H172ZM192 233H193V232H192ZM209 233H210V232H209ZM222 233H223V232H222ZM227 233H228V232H227ZM234 233H235V232H234ZM43 234H44V232H43ZM117 234H118V233H117ZM173 234H174V233H173ZM176 234H177V233H176ZM219 234H220V233H219ZM177 235H178V234H177ZM199 235H198V236H199ZM207 235H208V234H207ZM209 236H210V235H209ZM209 236H208V238H209ZM217 236H218V235H217ZM217 236H216V237H217ZM120 237H121V238H120ZM171 237H172V236H171ZM173 237H174V236H173ZM202 237H203V236H202ZM153 238H154V241H152ZM177 238H178V237H177ZM205 238H206V237H205ZM210 239H211V238H210ZM161 241H162V240H161ZM161 241H160V242H161ZM208 241H209V240H208ZM221 241H222V240H221ZM151 242H152V243H151ZM154 242H155V243H154ZM193 242H194V243H193ZM193 242H191V243L195 244V241H194V240H193ZM209 242H210V241H209ZM211 242H213V241H211ZM162 243H163V241H162ZM164 243H165V242H164ZM205 243H206V242H205ZM217 243L219 244L220 241L217 242ZM222 243H223V242H222ZM157 244H159V242H158ZM26 245H27V244H26ZM189 245H190V244H189ZM197 245H198V244H196V246H197ZM200 245H201V244H200ZM202 245H203V247H206V246H204L205 244H202ZM202 245H201V246H202ZM133 246H134V247H133ZM136 246H137V247H136ZM160 246H161V244H160ZM160 246H159V247H160ZM171 246L173 247V245H171ZM191 246H192V245H191ZM191 246H190V247H191ZM196 246H195V247H196ZM201 246H198V248H199V249H197L198 251L200 250V248L202 249ZM0 248H1V247H0ZM139 248H138V249H139ZM144 248H145V250H143ZM163 248H164V247H163ZM169 248H170V247H169ZM169 248H168V249H169ZM181 248H182V247H181ZM188 248H189V247H188ZM130 249H133V251H129V252H128V250H130ZM184 249H185V248H184ZM184 249H183V250H184ZM192 249H194V247H193V248L191 247V252H192ZM195 249H196V248H195ZM162 250H163V249H162ZM173 250H174V249H173ZM175 250H177V249H175ZM189 250H190V249H189ZM189 250L187 249V251H189ZM203 250H204V249H203ZM136 251H137V250H136ZM164 251H165V250H164ZM171 251H172V250H171ZM157 252H158V251H157ZM162 252H163V251H162ZM174 252H175V251H174ZM176 252H177V251H176ZM191 252H190V253H191ZM194 252H195V251H194ZM17 253L19 254V252L14 251L13 255H14V254L17 255ZM33 253H34V254H33ZM33 253H30V254H31V257H29V259L31 258V259L29 260L30 262H31L32 260L34 261V258H35V257L37 258V255H39V254H37L38 251H36V250H34ZM128 253H129V254H128ZM137 253H139V251H137ZM141 253H142V252H141ZM150 253H149V254H150ZM158 253H159V252H158ZM158 253H157V254H158ZM186 253H188V252H186ZM143 254L145 255V253H143ZM143 254H142V255H143ZM149 254H148V255H149ZM157 254H156V255H157ZM165 254H166V252H165ZM167 254H168V253H167ZM188 254H189V253H188ZM24 255H25V254H24ZM33 255H34V256L36 255V256L34 257ZM48 255H49V254H47L46 257H47ZM134 255H136V254H134ZM139 255H140V254H138V256H139ZM148 255H147V256H148ZM161 255H162V253H161ZM161 255L159 254L160 257H161ZM171 255H172V254H171ZM0 256H1V255H0ZM32 256H33V257H32ZM149 256H150V255H149ZM11 257H12V256H11ZM11 257H10V258H11ZM43 257H44V256H42V257L40 256L39 258H37L38 261L35 259L36 262H39V259L42 258V261H43V260H44V261H43V262L41 261V264L45 263L46 260H45ZM46 257H45V258H46ZM133 257H134V256H133ZM139 257H140V256H139ZM152 257H153V255H152ZM174 257H175V256H174ZM47 258H48V257H47ZM135 258H136V257H135ZM135 258H134V259H135ZM148 258H149V257H148ZM148 258H147V259H148ZM154 258H156V257H154ZM157 258H158V257H157ZM161 258H163V257H161ZM161 258H160V260H161ZM171 258H172V257H171ZM171 258H170V259H171ZM180 258H181V257H180ZM129 259H130V260H129ZM158 259H159V258H158ZM166 259H167V258H166ZM40 260H41V259H40ZM47 260H49V259H47ZM138 260H139V259H138ZM154 260H155V259H154ZM156 260H157V259H156ZM174 260H175V259H174ZM176 260H177V258H176ZM176 260H175V261H176ZM5 261H6V259H5L4 257H0V264H6ZM128 261H129V262H128ZM157 261H158V260H157ZM162 261H163V260H162ZM171 261H172V260H171ZM175 261H174V264H175ZM36 262H35V263L33 262V263H31V264H36ZM127 262H128V263H127ZM134 262H136V260H135ZM137 262H138V261H137ZM181 262H182V261H181ZM47 263H48V261H47L45 264H47ZM132 263H133V262H131V264H132ZM165 263H166V262H165ZM172 263H173V262H172ZM37 264H40V262L37 263ZM135 264H136V263H135ZM168 264H169V263H168Z\"/></svg>",
  "mask_w": 264,
  "mask_h": 264
}]
</instances>
